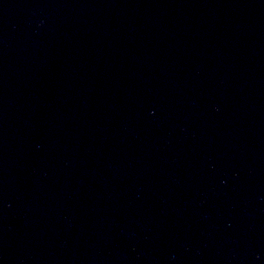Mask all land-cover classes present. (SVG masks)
<instances>
[{"label":"water","instance_id":"95a60500","mask_svg":"<svg viewBox=\"0 0 264 264\" xmlns=\"http://www.w3.org/2000/svg\"><path fill=\"white\" fill-rule=\"evenodd\" d=\"M0 264H264V0H0Z\"/></svg>","mask_w":264,"mask_h":264}]
</instances>
